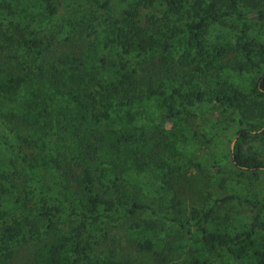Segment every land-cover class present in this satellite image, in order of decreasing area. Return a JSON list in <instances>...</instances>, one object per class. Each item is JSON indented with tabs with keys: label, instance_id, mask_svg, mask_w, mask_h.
Returning a JSON list of instances; mask_svg holds the SVG:
<instances>
[{
	"label": "rangeland",
	"instance_id": "obj_1",
	"mask_svg": "<svg viewBox=\"0 0 264 264\" xmlns=\"http://www.w3.org/2000/svg\"><path fill=\"white\" fill-rule=\"evenodd\" d=\"M102 3L106 10L99 7ZM153 3L143 13L160 15L163 0H154ZM122 8L120 0H0V81L8 73L15 76L25 72H28V81L36 80L37 71L41 68L43 77L37 80L42 82L56 69L65 84L63 89L68 93L66 97L61 95L48 81L34 88V93L46 105V125L43 128L27 126L20 120L14 103L26 97L24 90L19 92L14 102L0 107V168L6 174L0 220H12L25 211L35 227L42 231L40 236H30L8 264H30L33 249L68 236L79 221L70 211L78 208L79 197L84 198L80 183L81 168L66 170V163L76 144L73 131L77 128L79 131L103 130L109 128V124L107 121L90 120L87 112L86 118H83L84 109L96 108V103L86 98L85 93H89V89L78 84L73 73L75 68L85 67L96 69L99 75L107 74V64L102 60L110 63L116 61L117 57L103 47V15L119 17ZM246 26L249 36L264 40V17L250 13L244 25L233 18L212 24L207 38L212 45L234 41V36ZM35 37L38 42L34 46ZM187 50L184 42L173 45V62L167 72L156 62V56H147L135 64H132L133 56L128 55L125 60L129 70L136 68L134 77L143 94H146L147 84L160 86L167 91L171 87L182 89L191 66L179 64V56ZM112 77L119 78L115 71H112ZM250 80V74L240 77L220 70L217 63L200 74L198 79L205 89L212 88L216 81H225L226 84L242 81L248 85ZM136 92L141 91L135 89ZM122 94L121 89L118 96ZM162 106L160 96H151L120 109L122 116L127 113L132 115V124L144 125L147 137L154 140L153 151L140 157L142 170L137 168L135 162H120L117 148L110 142L98 143L111 152L101 158L103 183L112 185L116 177V183H130L129 187L120 188L115 214L121 213L120 203L128 202L130 198L146 200L152 209L113 220L106 216L99 217L82 238L85 252L102 257L111 250L113 257L122 264H187L186 251L168 246L169 241L175 240L172 227L176 226V220L185 217V211L192 207L198 210L211 208L203 223L209 229L222 230H230L237 217L250 222L257 215L264 214V173L242 174L232 170L229 163V154H232L239 135L232 132L233 116L229 111L212 106L209 101L161 124L156 117ZM21 138L28 141L40 139L43 144L27 145ZM56 148L59 150L55 158L57 170L52 166ZM245 150L264 156V136L250 138ZM27 163L32 168L27 169ZM83 165L94 171L89 161L84 159ZM93 176V189L96 192L106 191V187L98 185L96 174ZM218 176L224 178L223 188L216 182ZM62 187L67 188L66 198L62 196ZM173 194L175 200L172 206H162V213L166 217H161L157 214L158 205H164ZM233 194L252 198L254 203H238L229 198ZM48 195L61 200L60 211L52 223L48 222L47 216L37 214L38 205L42 199L49 200ZM19 220L23 230L27 231L28 221L23 217ZM137 220L140 224L144 220L150 221L152 229L147 237L152 245L150 249L138 245L143 240L139 236L135 238V235L128 234L130 223ZM47 224L49 227H45ZM162 227L168 230L169 237L159 242ZM64 255V264H70L75 257L68 251ZM208 262L230 264V259L223 247H217L209 254Z\"/></svg>",
	"mask_w": 264,
	"mask_h": 264
},
{
	"label": "trees",
	"instance_id": "obj_2",
	"mask_svg": "<svg viewBox=\"0 0 264 264\" xmlns=\"http://www.w3.org/2000/svg\"><path fill=\"white\" fill-rule=\"evenodd\" d=\"M123 3L122 13L119 17L103 15V32L101 41L103 47L113 52L117 57L114 62L106 66L107 74H98L94 68H75L73 78L75 81L89 89L85 93L86 98L96 103V108L86 107L85 112L89 114L90 120L100 122L107 121L109 128L103 130L81 131L74 129L76 144L66 163V170L72 167H80V183L84 189V198H78V208L71 210L79 218L77 225L70 231L68 236H62L31 251L30 264H64V254L73 253L74 259L70 264H122L123 262L113 257L109 250L104 256H94L84 249L82 238L89 227L99 220V217L119 219L126 215H134L137 211L152 209L148 201H138L130 198L123 201L121 213L115 214L116 205H119L118 195L121 187H129V181L123 185L116 183L104 184V172L101 158L108 156L111 152L105 145L99 146V142L108 141L118 151L117 159L120 162H135L137 168L142 170L143 162L140 157L151 153L155 144L152 137H147L144 125L131 123L130 113L122 116L121 107L132 104L134 101H142L144 97L160 96L162 108L158 111L157 120L161 124L169 122L182 112H188L189 108H196L211 102L212 106L225 108L233 116L232 132L238 134L233 146L232 154H229V163L232 170L242 174L264 173V156L247 153L245 146L250 138L264 136V40L249 36L246 26L236 34L234 41H225L223 44H215L209 41L208 32L212 24H220L225 18H233L243 25L249 13L264 17V0H163L160 15L154 12L143 13L144 9L153 6L154 0H120ZM99 7L106 10L104 3ZM38 42L34 38L33 45ZM184 42L188 50L179 56V64L191 66V71L186 75L184 87H171L169 91L160 86L147 84L146 94L142 93L140 85L134 74L135 67L128 69L126 56L134 57L132 64L138 63L147 56H156V62L166 72L171 69L172 47L174 44ZM136 56V57H135ZM215 61L220 70L231 72L240 77L250 74L251 80L248 85L243 83L226 84L225 81H216L212 88H202L198 79L200 74L215 66ZM112 69V70H111ZM115 71L119 78L112 77ZM43 77L42 69L37 71V79ZM28 72L19 75H8L0 81V107L14 102L21 90L26 97L14 103L20 120L27 126L39 127L46 125L45 101L34 93V88L42 86L43 82H49L61 95L67 96L65 84L61 79L59 71L54 69L42 82L31 79L27 80ZM123 94L119 95V91ZM135 89L141 92L135 93ZM140 94V95H139ZM77 96V95H75ZM138 98V99H137ZM198 109V108H197ZM42 123L40 126L39 123ZM155 126V125H153ZM25 144H40L38 139L28 141L21 138ZM53 157L59 154L58 148ZM89 161L93 167H84L83 160ZM27 169L32 168L30 163L25 165ZM218 171L219 168L217 167ZM67 172V171H66ZM96 174L98 185L106 187V191L96 192L93 183ZM222 176V175H220ZM6 174L0 168V218L2 217L3 196L5 187L3 180ZM224 178L217 177L216 182L220 188L224 187ZM67 188L62 187V196L66 198ZM111 190V192L109 191ZM106 195H109L106 197ZM49 200H41L38 205V215L47 216L49 223L60 211L61 200L48 195ZM229 198L237 200L238 203H254L252 198L238 194L230 195ZM175 195L173 194L164 205L157 207V214L166 217L162 213V206H172ZM50 201V202H47ZM100 208L102 211H100ZM211 208L198 210L190 208L185 217L176 220V226L172 227V236L175 240L169 241L170 249L186 251L187 264H210L208 256L217 247H223L230 259V264H264V214H259L250 222H244L237 217L234 226L230 230L209 229L204 225L209 216ZM20 215V216H19ZM18 216L8 221L0 220V264H8L20 249L29 240L30 236L42 235L29 219L30 215L22 211ZM21 217L27 220V231L23 230ZM175 220V219H173ZM49 225H45V227ZM150 221L139 220L130 223L128 234L139 236L142 241L138 242L140 247L151 248L147 239L151 232ZM104 232V229H101ZM162 238L169 237L168 230L162 227L160 230ZM31 234V235H30ZM146 238V239H145ZM136 241V239H134Z\"/></svg>",
	"mask_w": 264,
	"mask_h": 264
}]
</instances>
